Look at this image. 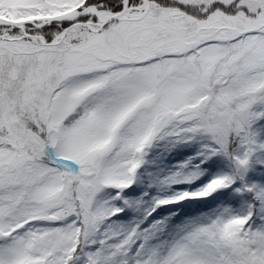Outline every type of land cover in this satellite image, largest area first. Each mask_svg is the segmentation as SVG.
<instances>
[{"label": "snow or ice", "instance_id": "6c2138e0", "mask_svg": "<svg viewBox=\"0 0 264 264\" xmlns=\"http://www.w3.org/2000/svg\"><path fill=\"white\" fill-rule=\"evenodd\" d=\"M0 264H264V0H0Z\"/></svg>", "mask_w": 264, "mask_h": 264}]
</instances>
